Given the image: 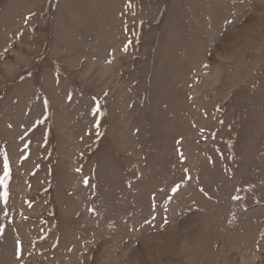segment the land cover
<instances>
[{"label":"rangeland","instance_id":"rangeland-1","mask_svg":"<svg viewBox=\"0 0 264 264\" xmlns=\"http://www.w3.org/2000/svg\"><path fill=\"white\" fill-rule=\"evenodd\" d=\"M5 157L0 264H264V0H0Z\"/></svg>","mask_w":264,"mask_h":264},{"label":"snow or ice","instance_id":"snow-or-ice-1","mask_svg":"<svg viewBox=\"0 0 264 264\" xmlns=\"http://www.w3.org/2000/svg\"><path fill=\"white\" fill-rule=\"evenodd\" d=\"M97 111H99V107L97 108ZM10 180H11V168L9 166L7 157H5L3 175L0 176V186H2L4 189L2 196H0V198H2L5 203H7L9 197L8 187ZM85 183H87V181H85Z\"/></svg>","mask_w":264,"mask_h":264}]
</instances>
